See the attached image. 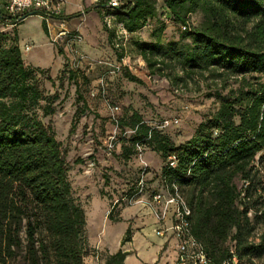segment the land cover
<instances>
[{"label":"trees","instance_id":"1","mask_svg":"<svg viewBox=\"0 0 264 264\" xmlns=\"http://www.w3.org/2000/svg\"><path fill=\"white\" fill-rule=\"evenodd\" d=\"M108 2L97 3L101 15L105 10L120 17L127 33L155 21L151 40H135L150 74L178 85L207 72L206 79L214 82L207 87L219 101L180 143L133 111L121 120L122 126L134 129L132 146L146 143L166 161L162 191L172 190L173 184L186 191L190 232L203 245L209 264H264V184L256 181L255 164L258 153H263L259 162L264 159V0H164V20L180 28L179 39L168 40L162 37L165 23L156 0H119L112 9ZM2 4L0 0V20L13 24L40 12L11 15ZM193 13L201 15L197 24L190 21ZM43 28L47 30L45 21ZM112 36L111 30L109 41ZM14 37L10 44L0 42V264L17 259L19 264H85L86 214L69 180L65 151L46 120L55 112L59 93L45 91L46 68L27 65ZM64 75L74 79L65 67L60 85ZM128 78L139 81L135 75ZM77 98L83 99L78 91ZM170 155L175 156L174 166ZM144 171L146 166L130 188L133 196L148 188ZM251 207L252 218L247 215ZM256 225L263 230L258 242L251 238ZM129 233L127 227L120 245L130 240ZM128 253L119 248L101 264H124Z\"/></svg>","mask_w":264,"mask_h":264},{"label":"rangeland","instance_id":"2","mask_svg":"<svg viewBox=\"0 0 264 264\" xmlns=\"http://www.w3.org/2000/svg\"><path fill=\"white\" fill-rule=\"evenodd\" d=\"M163 1L156 0V6L160 19L164 20ZM32 15L43 18L41 12ZM48 18L51 25L47 30H51L49 36L55 56L46 68L43 87L47 93L57 91L59 98L55 101V112L46 120L52 123L56 138L65 151L68 177L86 214L89 252L84 257L85 264H101L105 255L120 243L127 227H130V240L134 237L136 244L128 253L126 264H176V240L155 234L160 223L156 222L152 233L144 234L150 246L146 248L142 243L144 240L139 239L146 226L139 220L153 215L148 203L153 190H161V170L166 161L146 143L132 146L130 138L134 129L130 125L122 126L121 120L136 111L148 125L168 135L174 143H180L193 134L206 115L217 109L219 101L207 87L214 82L206 79L207 72L178 85L171 84L164 76L149 73L137 52L135 40H151L154 20L133 33L124 34L120 17L112 16L107 23L100 14L97 30L81 32L76 28H65L66 33L59 35L63 28L54 30L52 23L61 21L60 14L50 13ZM88 18L93 20L90 14ZM200 19V13L190 15L194 24ZM164 23L162 37L165 40L179 39V24L169 19ZM18 30L33 45L24 52L26 63L28 58L36 56L35 45L45 31L41 19L35 16L22 21ZM111 30L113 36L109 41ZM15 31L8 19L0 20L2 44L15 41ZM65 67L74 72V79L68 80L64 75L60 85L59 77ZM129 74L138 77L139 81L129 80ZM77 91L82 94V100H78ZM124 147L131 151L123 152ZM261 155L263 153H258L255 159L259 167L256 181L263 185L264 159L259 162ZM145 166L143 176L148 188L133 196L130 188ZM179 190L186 199V191L182 187ZM253 214L254 208L251 207L247 215L252 218ZM262 231V226L256 225L252 240L258 242ZM21 235L25 237L23 231ZM127 242L124 244L129 245ZM156 245L157 249L153 250ZM233 259L237 260L236 257ZM254 262L259 263V259L255 257ZM7 264H19V259L9 260ZM187 264L196 263L190 261Z\"/></svg>","mask_w":264,"mask_h":264},{"label":"built area","instance_id":"3","mask_svg":"<svg viewBox=\"0 0 264 264\" xmlns=\"http://www.w3.org/2000/svg\"><path fill=\"white\" fill-rule=\"evenodd\" d=\"M53 2V0H2V5L5 11L11 15H17L26 10H38L47 19L50 13H59V8ZM118 2L119 0H109L107 6L112 9L117 6ZM102 13L108 23L112 15L105 10ZM123 32L127 34L125 30ZM65 33V30L62 29L59 35ZM28 48L29 46L25 45V49ZM168 161L170 165L174 166L176 164L175 156H168ZM144 184V177L142 176L138 181L140 192L143 191ZM148 205L157 222L160 223L155 233L160 236L170 233L176 240V264H187L190 261L196 264H209V258L203 245L190 232L191 207L177 185L173 184L172 190L166 188L163 191L153 193ZM166 221L169 222L166 223Z\"/></svg>","mask_w":264,"mask_h":264},{"label":"crops","instance_id":"4","mask_svg":"<svg viewBox=\"0 0 264 264\" xmlns=\"http://www.w3.org/2000/svg\"><path fill=\"white\" fill-rule=\"evenodd\" d=\"M54 5H57L56 7L59 8V14L61 16V21H53V29H59V28H70V29H78L81 32H85L87 29H93L97 30L99 28L100 24V14H101V9L100 6H98L97 0H53ZM86 7L85 10H83V7ZM98 6V7H97ZM92 16L93 20L89 21V14ZM83 14V15H81ZM19 15V14H18ZM63 15V16H62ZM88 15V16H87ZM35 16L37 18L41 19V26L43 28V22H46V26L48 27L50 24V19L47 18L45 19L44 17H40L39 15H32L29 14L25 16L20 22L17 24L11 23L12 26L15 27V34L17 36V40L19 42V45L22 49V54L24 57V52L29 51L33 45H30V40H25L23 38L18 30V26L22 21H24L28 17ZM51 25V24H50ZM44 29V28H43ZM45 31V30H44ZM51 35V30H46L43 32L41 36V40L38 44L35 45V48L37 50L36 56L34 58H28L26 64L31 66V67H40V68H49L51 63L53 62L54 56H55V50L53 43L50 41V36ZM27 39V38H26ZM29 39V38H28ZM25 45H28L29 48L26 50ZM150 213V211H147ZM142 224H145V228L142 230L141 234H139V239L144 240L142 243L143 245L147 248L148 246L151 245V243L146 239L144 234L147 233H152V228L155 227L156 225V218L153 215H148L146 216L143 220H139ZM169 221H166L168 223ZM157 226V225H156ZM160 226L158 224L157 228ZM156 228V229H157ZM156 234V233H155ZM157 235V234H156ZM160 236V235H158ZM165 239H172L174 240V236H172L170 233H166L163 235ZM135 238L133 237L132 240H129V245H120V243L116 246V248L112 249L110 252H114L121 248L123 251H132V246H135ZM156 250L157 245L154 247ZM130 254H127L124 259V264H126V260L129 258Z\"/></svg>","mask_w":264,"mask_h":264},{"label":"water","instance_id":"5","mask_svg":"<svg viewBox=\"0 0 264 264\" xmlns=\"http://www.w3.org/2000/svg\"><path fill=\"white\" fill-rule=\"evenodd\" d=\"M24 17H19V19H23Z\"/></svg>","mask_w":264,"mask_h":264}]
</instances>
